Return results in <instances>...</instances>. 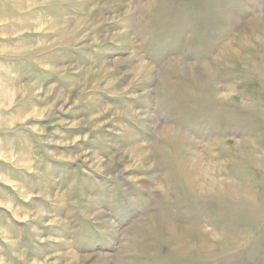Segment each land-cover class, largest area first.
Masks as SVG:
<instances>
[{
    "label": "clouds",
    "instance_id": "obj_1",
    "mask_svg": "<svg viewBox=\"0 0 264 264\" xmlns=\"http://www.w3.org/2000/svg\"><path fill=\"white\" fill-rule=\"evenodd\" d=\"M0 264H264V0H0Z\"/></svg>",
    "mask_w": 264,
    "mask_h": 264
}]
</instances>
